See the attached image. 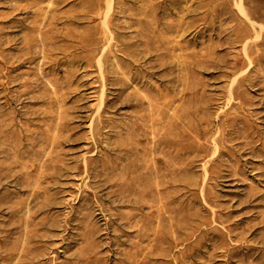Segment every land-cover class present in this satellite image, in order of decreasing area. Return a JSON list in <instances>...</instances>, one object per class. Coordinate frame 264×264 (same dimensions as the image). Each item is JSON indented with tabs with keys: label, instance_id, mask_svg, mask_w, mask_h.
I'll use <instances>...</instances> for the list:
<instances>
[{
	"label": "rangeland",
	"instance_id": "1",
	"mask_svg": "<svg viewBox=\"0 0 264 264\" xmlns=\"http://www.w3.org/2000/svg\"><path fill=\"white\" fill-rule=\"evenodd\" d=\"M0 264H264V0H0Z\"/></svg>",
	"mask_w": 264,
	"mask_h": 264
}]
</instances>
